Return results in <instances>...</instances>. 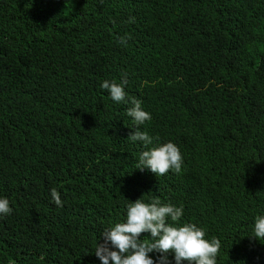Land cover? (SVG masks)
<instances>
[{"label": "trees", "instance_id": "16d2710c", "mask_svg": "<svg viewBox=\"0 0 264 264\" xmlns=\"http://www.w3.org/2000/svg\"><path fill=\"white\" fill-rule=\"evenodd\" d=\"M122 77L180 172L136 169L131 105L100 88ZM0 196V264H100L141 196L216 237L217 264H264V0H0Z\"/></svg>", "mask_w": 264, "mask_h": 264}, {"label": "clouds", "instance_id": "9594fccd", "mask_svg": "<svg viewBox=\"0 0 264 264\" xmlns=\"http://www.w3.org/2000/svg\"><path fill=\"white\" fill-rule=\"evenodd\" d=\"M119 43L126 44L125 37ZM126 85L127 79L122 77L119 83L103 80L100 88L107 91L112 102L131 105L125 115L131 119L134 131L127 139L139 142L145 149L138 156L136 169H147L157 177L169 170L180 172L183 158L179 148L171 141L161 142L146 130H140V126L151 120V114L142 108L140 100L128 96ZM49 196L51 203L62 206L55 188L50 189ZM126 201L123 219L110 224L97 238L93 253L100 264H217L220 241L216 237L206 239L205 229L183 222L181 206L162 203L155 197L145 200L141 196L134 202ZM11 211L8 198L0 196V218ZM141 233H147V239H139ZM251 236L264 240V214L254 217ZM100 237L103 243H98Z\"/></svg>", "mask_w": 264, "mask_h": 264}]
</instances>
